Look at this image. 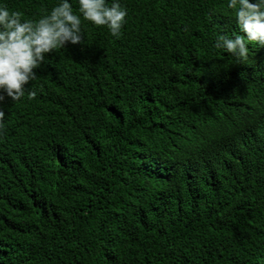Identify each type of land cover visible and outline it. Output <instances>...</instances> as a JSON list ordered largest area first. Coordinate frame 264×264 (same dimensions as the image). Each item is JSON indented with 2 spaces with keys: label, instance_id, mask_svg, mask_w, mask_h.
Instances as JSON below:
<instances>
[{
  "label": "trees",
  "instance_id": "16d2710c",
  "mask_svg": "<svg viewBox=\"0 0 264 264\" xmlns=\"http://www.w3.org/2000/svg\"><path fill=\"white\" fill-rule=\"evenodd\" d=\"M121 4L0 101V262L264 264V47L215 48L227 0Z\"/></svg>",
  "mask_w": 264,
  "mask_h": 264
},
{
  "label": "clouds",
  "instance_id": "9594fccd",
  "mask_svg": "<svg viewBox=\"0 0 264 264\" xmlns=\"http://www.w3.org/2000/svg\"><path fill=\"white\" fill-rule=\"evenodd\" d=\"M55 0L50 8L42 9L38 18H24L19 10H10L0 3V101L5 95L17 101L26 93L25 85L37 76L33 71L45 59V54L66 43L82 39V22L106 26L114 37L121 35L126 23L127 8L121 0ZM227 9L234 12L241 32L218 34L215 48L224 49L239 60L247 59L248 43L264 47V0H227ZM31 97L35 91L27 92ZM5 110L0 107V128Z\"/></svg>",
  "mask_w": 264,
  "mask_h": 264
},
{
  "label": "water",
  "instance_id": "95a60500",
  "mask_svg": "<svg viewBox=\"0 0 264 264\" xmlns=\"http://www.w3.org/2000/svg\"><path fill=\"white\" fill-rule=\"evenodd\" d=\"M0 264H4V263H1V262H0Z\"/></svg>",
  "mask_w": 264,
  "mask_h": 264
}]
</instances>
